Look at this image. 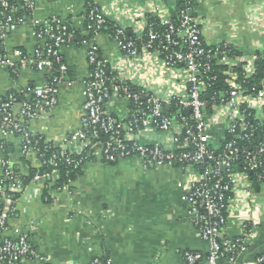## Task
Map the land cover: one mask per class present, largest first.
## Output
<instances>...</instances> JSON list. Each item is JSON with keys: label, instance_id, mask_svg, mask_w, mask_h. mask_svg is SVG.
Returning <instances> with one entry per match:
<instances>
[{"label": "crops", "instance_id": "crops-1", "mask_svg": "<svg viewBox=\"0 0 264 264\" xmlns=\"http://www.w3.org/2000/svg\"><path fill=\"white\" fill-rule=\"evenodd\" d=\"M33 1L34 10L25 22L0 38V50L8 56L17 52L33 56L46 45L37 38V22L57 18L75 31L74 43L60 50L67 73L58 86V104L31 123L34 134L57 155L72 156L81 149L76 136L86 117L83 93L91 78L90 47H96L99 57L108 62L110 75L156 95L166 92V74L156 54L141 48L137 57H127L118 49L113 30L124 27L133 40H140L149 16L157 17L155 8H162L161 16L178 17L176 0ZM193 1V17L202 23L203 37L209 45L228 43L241 57L264 55V0ZM91 4L108 24L96 34L87 25ZM16 63L14 71L0 67V100L40 87L50 79L47 72L22 69L18 59ZM105 109L116 119H123L128 116L129 103L115 97ZM208 124L210 144L218 148L226 139V125L215 116L208 117ZM137 140L173 150L170 136L152 130L141 132ZM5 160L23 186L14 196L5 237L16 241L26 232L31 249L47 264H90L94 259L110 260L112 264H187V254L208 253V244L194 227L183 200L191 169L184 172L177 165L146 167L137 158L108 164L97 155L85 161L80 176L63 187H58L53 178H33L26 183L30 170H40L41 164L36 156L23 154L19 136L0 129V178ZM255 192L254 198L247 200L242 188L236 190L222 232V240L230 241L247 237L244 223L255 226L251 244L240 261L253 262L264 255V188ZM24 264L43 263L30 260Z\"/></svg>", "mask_w": 264, "mask_h": 264}, {"label": "built area", "instance_id": "built-area-1", "mask_svg": "<svg viewBox=\"0 0 264 264\" xmlns=\"http://www.w3.org/2000/svg\"><path fill=\"white\" fill-rule=\"evenodd\" d=\"M181 2L177 21L161 16L162 8H155L153 13L159 17L158 21L147 23L140 40L128 38L124 27L113 30L118 49L127 57H137L141 48L156 54L166 74L164 94H153L110 75L109 64L99 57L98 49L89 48L91 78L83 93L86 117L76 136L81 149L78 154L69 155L64 163L78 170L85 161L99 155L108 164L137 158L146 167L177 165L184 172L191 169L183 200L209 250L205 256L187 254L186 263L264 264V255L253 262L239 260L255 233L251 222L243 226L246 238L222 240L236 190L242 188L244 197L252 200L256 186L259 191L264 188V77L258 78L257 68L264 55L241 57L228 43L209 45L203 37L202 23L193 17L194 1ZM34 7L33 0H0V38L23 24ZM88 10V30L96 34L107 20L96 6L91 4ZM36 30L37 38L46 45L39 47L33 56L20 52L8 56L0 50V67L14 71L18 59L20 68L47 72L50 79L40 87L0 100V129L19 136L23 154L36 156L41 168L53 164L51 173L34 177V181H39L56 178L58 156L53 147L34 134L31 123L57 106L58 86L67 73L60 50L74 43L76 33L67 22L57 18L37 22ZM178 70L181 71L174 75ZM220 78H224L225 86L217 90ZM115 97L129 103L126 118L116 119L106 111V104ZM209 116L226 125V139L218 148L210 144ZM146 130L170 136L173 150L138 142V135ZM2 167L0 264H24L30 260L47 264L31 249L26 232L20 233L16 241L5 237L14 196L23 186L12 175L7 160ZM90 264L112 262L94 259Z\"/></svg>", "mask_w": 264, "mask_h": 264}, {"label": "trees", "instance_id": "trees-1", "mask_svg": "<svg viewBox=\"0 0 264 264\" xmlns=\"http://www.w3.org/2000/svg\"><path fill=\"white\" fill-rule=\"evenodd\" d=\"M182 5H183V2H181L176 8L178 14H179L180 10L182 9ZM177 18L174 20L177 21ZM157 21H158V18L156 16H153V15L149 16V22L155 23ZM87 25H88V22H87ZM106 27H108L107 23L102 28V30H104ZM127 37L133 39V37L129 36L128 33H127ZM257 68H258V73H259L258 78H263L264 77V57H262L257 62ZM224 86H225L224 78H220V82H219L216 89L221 90L222 88H224ZM44 150L46 152H48L47 149L44 148ZM56 156H58L57 157L58 159L56 160L58 166L56 167L57 176H56L55 180H56L58 187H63L64 185H68L69 183L75 181L80 176V173H81L80 169H81L82 165H84V163L80 166V168L78 170H75L72 165H68V164L64 163V160L69 156L68 154H66L65 156H61V155L56 154ZM73 159H77V158H73ZM53 169H54V166L52 164L48 167H42L40 170H30V178L28 179V181H26V183H29L37 174L51 173V171ZM256 187L259 188V186H256Z\"/></svg>", "mask_w": 264, "mask_h": 264}, {"label": "water", "instance_id": "water-1", "mask_svg": "<svg viewBox=\"0 0 264 264\" xmlns=\"http://www.w3.org/2000/svg\"><path fill=\"white\" fill-rule=\"evenodd\" d=\"M176 2H177V3H179V0H176ZM207 98H208V97H206V99H207ZM166 109H167V110H169L170 108H169V107H167Z\"/></svg>", "mask_w": 264, "mask_h": 264}]
</instances>
